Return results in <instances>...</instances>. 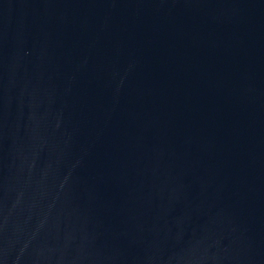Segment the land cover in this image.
<instances>
[{
	"label": "water",
	"instance_id": "obj_1",
	"mask_svg": "<svg viewBox=\"0 0 264 264\" xmlns=\"http://www.w3.org/2000/svg\"><path fill=\"white\" fill-rule=\"evenodd\" d=\"M0 264H264V0H0Z\"/></svg>",
	"mask_w": 264,
	"mask_h": 264
}]
</instances>
